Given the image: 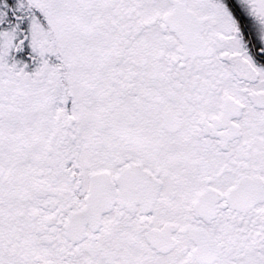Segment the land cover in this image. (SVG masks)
Listing matches in <instances>:
<instances>
[{
	"label": "snow or ice",
	"instance_id": "1",
	"mask_svg": "<svg viewBox=\"0 0 264 264\" xmlns=\"http://www.w3.org/2000/svg\"><path fill=\"white\" fill-rule=\"evenodd\" d=\"M0 264H264V0H0Z\"/></svg>",
	"mask_w": 264,
	"mask_h": 264
}]
</instances>
